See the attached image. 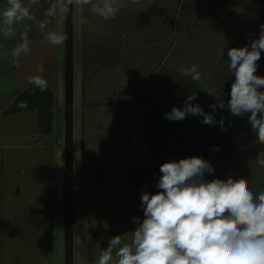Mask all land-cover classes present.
<instances>
[{"label": "crops", "instance_id": "0c3cea01", "mask_svg": "<svg viewBox=\"0 0 264 264\" xmlns=\"http://www.w3.org/2000/svg\"><path fill=\"white\" fill-rule=\"evenodd\" d=\"M5 6L6 0H0V11ZM114 6L117 8L116 18L107 21L95 16L90 6L74 8L79 27L77 45L74 38V57L78 46L80 60L77 75L75 70V94L80 86V74L83 90L81 116L86 123L88 145L93 155L99 159L103 157L101 161L107 163L110 143L104 140L115 133L118 153H130L135 159L140 158V162L128 164L126 180L123 181L124 185L130 180L132 171L138 175L132 184L135 185L134 194L139 197L132 205L133 209L129 213L126 211V217H132L133 212L134 217L143 220L141 194L160 191L156 187L161 176L160 165L171 160L202 157L215 169L212 174H204L206 180H227L230 176L244 178L254 193L264 191V167L256 162V156L264 146L254 143L256 137L248 123L250 114L234 116L220 108L213 112L210 105L217 101L202 90L207 88L223 93L225 103L230 99L235 77L229 71L227 50L248 45L250 39L259 37L260 25H264V0H138L136 3L115 0ZM45 7L46 0L33 6L36 21L45 19ZM81 19L87 23L81 24ZM21 25L27 27L21 33H26L31 49L23 56L25 70L28 69V73L22 75L25 81L38 74L42 59L41 40L40 34L33 30L38 26L37 22L28 21ZM20 42L21 38L16 41V37L5 39L0 35V58L8 61L9 55L5 54ZM257 63L255 74L264 77V51ZM193 64L201 73L199 82L180 74V69ZM14 82H22L19 73ZM27 88L36 87L22 86L17 89L19 93L17 90L8 92L7 86L0 90V120L6 126V133L9 121L17 116H28V119L37 117V124L29 133L39 135L36 133L37 111L10 112L18 96ZM260 90L264 91V88ZM194 91L197 99L192 103L199 104L205 113H212L217 121L215 125L203 123L201 116L188 115L181 121L166 118L165 113L173 106L182 108L187 95ZM87 116L88 121L84 119ZM221 117L224 118L223 128L219 123ZM99 122L102 129L97 125ZM9 147L6 143L0 149ZM96 162L94 160L92 165L98 166ZM8 181L6 177L0 181L4 193ZM94 182L100 184L98 180ZM130 192L126 189L123 194ZM2 206L0 264H10L14 262L10 251L14 249L13 241L19 231L15 230L14 219L13 224L5 220ZM130 226L135 227L128 226L123 231V238L128 241L137 224ZM91 254H95L93 250ZM89 264H96L95 260H90Z\"/></svg>", "mask_w": 264, "mask_h": 264}, {"label": "clouds", "instance_id": "9594fccd", "mask_svg": "<svg viewBox=\"0 0 264 264\" xmlns=\"http://www.w3.org/2000/svg\"><path fill=\"white\" fill-rule=\"evenodd\" d=\"M40 0H6L0 11V35L5 39L16 35V25L33 21L44 38L53 46H62L66 36L45 29L57 14L65 17L74 6H90L95 16L107 21L117 15L115 0H56L44 11L45 19L36 21L32 12ZM134 3L138 0H133ZM81 24L87 20L81 19ZM30 41L26 35L13 47L9 61L19 66L18 60L29 54ZM264 51V25L260 35L250 39L243 47L227 50L229 71L235 77L231 85L230 99H223L212 89L204 88L215 97L217 103L210 105L226 109L234 116L248 115V123L256 137L255 144L264 146V77L256 75L261 52ZM193 82L201 80L197 65L179 70ZM45 66L41 63L37 73L28 82L41 92L47 90L44 78ZM194 91L188 94L184 106H173L165 113L170 121H181L188 115L203 117V123H217L212 113H205ZM26 108L27 103L18 105ZM221 127L224 118L219 121ZM256 162L264 167V150L256 156ZM215 169L202 157L193 156L171 160L160 165L161 176L156 193L141 194L143 220L133 217L137 224L131 231L130 241L122 235L111 237L107 247L101 251L96 264H264V191L254 193L244 178L206 180L205 173Z\"/></svg>", "mask_w": 264, "mask_h": 264}, {"label": "rangeland", "instance_id": "374dc122", "mask_svg": "<svg viewBox=\"0 0 264 264\" xmlns=\"http://www.w3.org/2000/svg\"><path fill=\"white\" fill-rule=\"evenodd\" d=\"M48 6L49 0H46L45 9ZM74 8L77 10V6ZM33 28L40 34L41 63L45 66L44 78L47 80V89L54 96L53 123L50 133L43 134L37 127L36 133L39 135L34 136L33 132H29L32 126H36L37 117L13 118L7 123V133L6 126L0 120V146L6 143L10 146L0 149V181H3L4 177L9 179L5 193L0 186V206L3 205L5 220L13 224L14 219L15 230L19 231L13 241L14 249L10 251V256L14 258V262L10 264H63L64 44L51 45L38 26ZM16 29L14 37L18 41L22 36L21 32L26 31L27 27L16 25ZM49 30L64 34V16L58 13L45 32ZM78 31L75 19L76 45ZM10 60V55L5 62L0 58V90L7 86L8 92H15L22 86H33L28 82V78L25 81L22 78L24 72L28 73V69L25 70L24 58L18 60V67L11 64ZM79 63V51L76 46V75L80 71ZM33 72L35 70L31 71L30 75H33ZM18 73L22 82L15 84V76ZM79 85L75 94L74 264H89L90 260L94 259L95 263L98 261L103 247H107L111 237L117 234L123 237V231L135 224L134 213L132 212V217L129 218L126 217V211L129 213V210L133 209L132 205L139 197V194H134L135 185L132 184L138 175L132 171L130 180L124 182V185L123 181L126 180L127 167L130 166L128 164L134 165L137 161L140 162V158L135 159L130 153H118L115 133L104 140L110 143V160L107 163L102 162L103 157L100 156L99 159V156L93 155L88 145L86 123L81 116L83 90L80 74ZM84 119L88 121V116ZM97 125L100 129L103 128L101 122ZM94 160L98 166L92 165ZM97 180L99 185L94 182ZM140 182L139 186L142 187ZM126 189L131 191L127 195L123 194ZM92 250L95 253L93 256Z\"/></svg>", "mask_w": 264, "mask_h": 264}, {"label": "water", "instance_id": "95a60500", "mask_svg": "<svg viewBox=\"0 0 264 264\" xmlns=\"http://www.w3.org/2000/svg\"><path fill=\"white\" fill-rule=\"evenodd\" d=\"M63 57V264H74L75 43L74 7L64 16ZM41 208L43 205H40Z\"/></svg>", "mask_w": 264, "mask_h": 264}, {"label": "trees", "instance_id": "16d2710c", "mask_svg": "<svg viewBox=\"0 0 264 264\" xmlns=\"http://www.w3.org/2000/svg\"><path fill=\"white\" fill-rule=\"evenodd\" d=\"M21 101L27 103L26 108L18 106ZM53 108L54 96L49 89L41 92L38 88H27L18 96L10 112L20 113L33 110L37 111L38 129L41 133L48 134L51 131L53 123Z\"/></svg>", "mask_w": 264, "mask_h": 264}]
</instances>
